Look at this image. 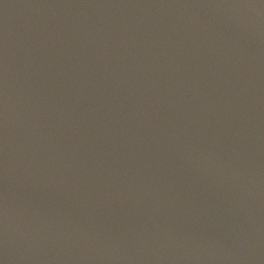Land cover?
Wrapping results in <instances>:
<instances>
[{
  "label": "water",
  "instance_id": "95a60500",
  "mask_svg": "<svg viewBox=\"0 0 264 264\" xmlns=\"http://www.w3.org/2000/svg\"><path fill=\"white\" fill-rule=\"evenodd\" d=\"M0 264H264V0H0Z\"/></svg>",
  "mask_w": 264,
  "mask_h": 264
}]
</instances>
